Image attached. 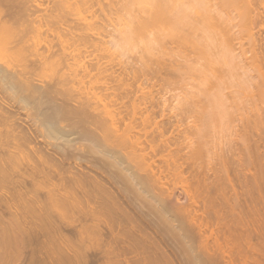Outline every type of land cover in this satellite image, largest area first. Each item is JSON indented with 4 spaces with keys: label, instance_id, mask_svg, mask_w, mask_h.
Returning <instances> with one entry per match:
<instances>
[{
    "label": "bare ground",
    "instance_id": "obj_1",
    "mask_svg": "<svg viewBox=\"0 0 264 264\" xmlns=\"http://www.w3.org/2000/svg\"><path fill=\"white\" fill-rule=\"evenodd\" d=\"M0 264H264V0H0Z\"/></svg>",
    "mask_w": 264,
    "mask_h": 264
},
{
    "label": "clouds",
    "instance_id": "obj_2",
    "mask_svg": "<svg viewBox=\"0 0 264 264\" xmlns=\"http://www.w3.org/2000/svg\"><path fill=\"white\" fill-rule=\"evenodd\" d=\"M126 51L125 48H122L121 46H116L114 49H113V52L115 55H122L124 54V52Z\"/></svg>",
    "mask_w": 264,
    "mask_h": 264
},
{
    "label": "rangeland",
    "instance_id": "obj_3",
    "mask_svg": "<svg viewBox=\"0 0 264 264\" xmlns=\"http://www.w3.org/2000/svg\"><path fill=\"white\" fill-rule=\"evenodd\" d=\"M70 235V234H69Z\"/></svg>",
    "mask_w": 264,
    "mask_h": 264
}]
</instances>
